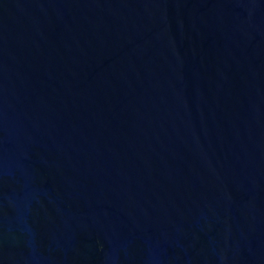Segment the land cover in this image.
<instances>
[{
	"label": "water",
	"instance_id": "1",
	"mask_svg": "<svg viewBox=\"0 0 264 264\" xmlns=\"http://www.w3.org/2000/svg\"><path fill=\"white\" fill-rule=\"evenodd\" d=\"M0 264H264V0H0Z\"/></svg>",
	"mask_w": 264,
	"mask_h": 264
}]
</instances>
